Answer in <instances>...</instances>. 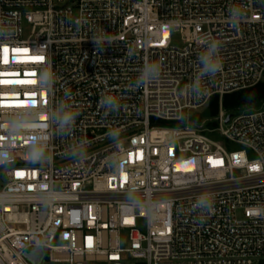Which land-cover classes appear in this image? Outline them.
Returning <instances> with one entry per match:
<instances>
[{"label":"built area","instance_id":"2783aa9c","mask_svg":"<svg viewBox=\"0 0 264 264\" xmlns=\"http://www.w3.org/2000/svg\"><path fill=\"white\" fill-rule=\"evenodd\" d=\"M261 83L264 0H0V264H264V102L222 107Z\"/></svg>","mask_w":264,"mask_h":264},{"label":"clouds","instance_id":"9594fccd","mask_svg":"<svg viewBox=\"0 0 264 264\" xmlns=\"http://www.w3.org/2000/svg\"><path fill=\"white\" fill-rule=\"evenodd\" d=\"M237 15L236 13H233V16ZM231 16V19L233 18ZM237 23L233 22V25L235 26ZM219 45H213V51L218 50ZM200 60L201 64V76H207L209 78L213 77L217 72H219L222 68V62L220 56L213 59L209 55H204L201 57H198ZM160 67L157 66L156 64H150L148 68L144 71H141L137 79L135 80V83L132 85V89H136L141 87L142 85H146L154 81L160 72ZM49 77L51 76V73L49 72ZM103 100V106L105 108L113 107L116 108L118 107V103L116 101L115 97L112 96H105L102 98ZM75 121V116L71 112H66L61 120L60 123L62 126H66L69 124L74 123ZM197 207L201 209H208L211 211V202L208 199H203L201 201L197 202Z\"/></svg>","mask_w":264,"mask_h":264},{"label":"trees","instance_id":"16d2710c","mask_svg":"<svg viewBox=\"0 0 264 264\" xmlns=\"http://www.w3.org/2000/svg\"><path fill=\"white\" fill-rule=\"evenodd\" d=\"M263 102L264 83H261L260 85L252 89L226 95L223 98L222 107L226 113L233 114L246 108L257 107ZM219 109V97H214L210 102L209 109L203 115L196 116L193 120L198 121L202 118L207 119L210 121V123L208 124V129L213 130L217 127L214 119L219 114Z\"/></svg>","mask_w":264,"mask_h":264},{"label":"rangeland","instance_id":"374dc122","mask_svg":"<svg viewBox=\"0 0 264 264\" xmlns=\"http://www.w3.org/2000/svg\"><path fill=\"white\" fill-rule=\"evenodd\" d=\"M24 29L26 31V35H28V31H29L30 27L25 24ZM173 45L176 47L182 46V41H181V37L179 34L174 35ZM209 106H210V104H208L207 106L200 108L198 110L190 111V115H191L190 121H191L192 125H194L199 130L204 131V134L206 136H208L209 138L213 139L214 141L220 142L222 144L226 143V146L228 147L229 151H237L239 149L237 146L226 142L219 134H213V133L209 132V129H208V124L210 123L209 120L203 119V118L198 120V121L193 120L196 116L203 115L209 109ZM168 135H169V133L166 131H157L154 133V137H159V138H166ZM5 184H6L5 178L0 179V190L2 189L3 186H5ZM130 264H134V263L132 262Z\"/></svg>","mask_w":264,"mask_h":264},{"label":"water","instance_id":"95a60500","mask_svg":"<svg viewBox=\"0 0 264 264\" xmlns=\"http://www.w3.org/2000/svg\"><path fill=\"white\" fill-rule=\"evenodd\" d=\"M233 117V115H229L227 120H226V124H228L230 122V119ZM42 256V252L38 251L34 254L29 255V259L34 263V264H38L40 261V258Z\"/></svg>","mask_w":264,"mask_h":264},{"label":"snow or ice","instance_id":"6c2138e0","mask_svg":"<svg viewBox=\"0 0 264 264\" xmlns=\"http://www.w3.org/2000/svg\"><path fill=\"white\" fill-rule=\"evenodd\" d=\"M4 51L6 52L7 49L5 48ZM15 51H20V50H15ZM35 59H37V60H42L43 58H41V57H37V58H35ZM18 175H19V173H18ZM44 187H46V186H44Z\"/></svg>","mask_w":264,"mask_h":264}]
</instances>
